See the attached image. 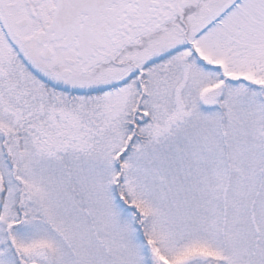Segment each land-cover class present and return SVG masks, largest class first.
<instances>
[{
    "label": "snow or ice",
    "instance_id": "1",
    "mask_svg": "<svg viewBox=\"0 0 264 264\" xmlns=\"http://www.w3.org/2000/svg\"><path fill=\"white\" fill-rule=\"evenodd\" d=\"M0 264H264V0H0Z\"/></svg>",
    "mask_w": 264,
    "mask_h": 264
}]
</instances>
